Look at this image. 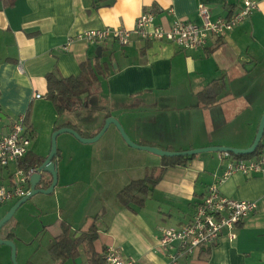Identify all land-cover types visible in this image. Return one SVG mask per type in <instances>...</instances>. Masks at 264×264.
<instances>
[{"label":"crops","instance_id":"crops-1","mask_svg":"<svg viewBox=\"0 0 264 264\" xmlns=\"http://www.w3.org/2000/svg\"><path fill=\"white\" fill-rule=\"evenodd\" d=\"M254 1L257 9L250 18L224 37L211 38L199 50H182L167 40L133 37L128 46L122 47L113 40L89 43L79 37L106 28L133 31L138 18L147 11L153 12L155 23L167 30L178 19L199 25L201 5L209 7L212 20H216L236 12L241 6L239 0L0 2V135L8 134L19 117L28 116L36 140V114H57L46 98V76H78L83 63L100 59L110 68L109 76L100 78L96 85L103 105L117 108L119 113L133 111L120 118L109 112L105 119L117 118L135 144L172 152L210 146L251 147L264 115V106L255 101L257 82L264 78V0ZM203 92L215 98V103L205 106L200 97ZM216 107H222V120L214 114ZM184 122L189 126L182 128ZM104 124L90 134L69 122L53 130L74 127L84 138H93ZM199 125L205 127L209 137L197 134ZM112 127L92 146L75 137L63 140L70 144L71 151L67 169L59 170L58 185L68 193L79 186L83 192L74 200L73 194H68L59 206L60 219L45 226V231L53 234L62 221L78 233L95 224L99 229L95 250L99 254L112 246L136 264H169V249L160 246L163 230L190 222L196 204L224 174L227 162L220 159V154L217 159L197 155L187 166L169 167L144 207H125L118 200L119 192L164 164L157 156H135L134 151L140 150L128 146ZM164 130L168 133L163 134ZM226 131L229 133L222 135ZM35 140L30 153L39 156L44 142ZM59 151L58 166L67 156L65 149ZM133 157H144L139 167L133 165ZM75 164L79 165L77 171ZM15 169L12 166L7 173ZM220 190L229 199L256 202L257 211L236 228L235 240L225 232L213 247L182 258L179 264H264V178L236 173L220 185ZM112 196L115 204L110 206L108 197ZM13 235L11 232L6 240ZM30 258L24 264H36ZM64 264L88 263L81 252L77 260Z\"/></svg>","mask_w":264,"mask_h":264},{"label":"built area","instance_id":"built-area-1","mask_svg":"<svg viewBox=\"0 0 264 264\" xmlns=\"http://www.w3.org/2000/svg\"><path fill=\"white\" fill-rule=\"evenodd\" d=\"M239 2L241 6L236 12L216 20H212L211 9L201 5L199 14L202 23L199 25L178 19L167 30L155 23L153 12L147 11L138 18L133 31L106 28L87 32L79 38L89 43L113 40L123 47L128 46L133 37L139 40H167L182 50H199L205 48L211 38H221L232 32L257 9L254 0ZM24 121L25 116L19 117L8 134L0 135V206L29 195L30 179L38 174V165L28 169L20 167L30 154L33 141V133L27 129ZM220 159L227 162L225 172L207 188L205 196L196 204L190 222L163 230L160 246L169 249V264H179L182 258L192 257L203 249L213 247L225 232L235 240L236 228L257 211L254 201L225 197L220 185L236 173L264 178V155L253 159H236L232 153L225 152L220 154ZM12 166H16V169L7 173ZM104 260L105 264H136L134 260L125 258L118 247L112 246L106 248Z\"/></svg>","mask_w":264,"mask_h":264},{"label":"rangeland","instance_id":"rangeland-1","mask_svg":"<svg viewBox=\"0 0 264 264\" xmlns=\"http://www.w3.org/2000/svg\"><path fill=\"white\" fill-rule=\"evenodd\" d=\"M115 46L117 47V45ZM257 85H258V88L256 89V91H258V94L256 96L255 101L258 102V105L260 102V104L264 106V78H262L261 81L257 82ZM97 88H98L97 86L93 87V96L91 97V100H90L91 108L87 112L82 111L78 113L76 112L69 113V114H65L62 117H58V115L55 114L54 111H52V113L48 111H44L40 115L39 113L36 114V120H35V128L37 131L36 140L38 139L44 142L43 144L44 147L39 153V156L41 158H47L51 152L52 138L55 132L53 130L54 127L58 128L59 126L64 125L69 122V123H72L75 127H77V129H79L83 133L90 134L91 131H93L95 128L99 127V125H101L103 122L106 121L105 115L109 112L117 116L118 118H120V116L122 115L129 116L133 114V111L119 113L117 112V108H109V109L105 108L107 104L103 105V102L101 101V97L96 92ZM214 110H215L214 114L219 116V120H222L224 118V116H222V107H219V108L216 107V109ZM135 114H136L135 115L136 117L140 118V113L136 112ZM139 118H136V119H139ZM121 125L123 126V124ZM112 126H113L112 130L116 129L119 132L117 127H115L114 125ZM187 126H189V123L187 122H184L182 124V128H185ZM123 128L126 134L132 140L131 135L127 133V130L125 129L124 126ZM141 130L142 129H139V131ZM164 133H168V130H164L163 134ZM217 133L218 132H215L213 133V135H216ZM221 133H223L222 135H224L226 133H229V131L221 132ZM119 134L121 138L123 139L120 132ZM197 134L199 135L204 134L206 135V137H209L210 135L205 131V127L203 125H199L197 127ZM65 138L71 139V138H74V136L69 133H64V134H61L57 138L58 150L63 148L65 149V151H67L65 162H63V164L59 163V166H58L59 170L61 171H65L67 169V165L70 159L68 153H70L71 151L70 144L66 142L63 143V140ZM34 140L35 138L33 139V141ZM227 141H230V140L228 139ZM88 145L92 146L91 144H88ZM135 152H138V153H135ZM140 152L134 151L133 154H135V156H137L138 154H142V156H150V157L153 156L151 158H156L154 156H157L153 153L146 152V151H140ZM85 154L86 153L84 154L77 153L76 156L85 155ZM148 154H151V155H148ZM199 155L212 156L216 159L219 156L217 152L202 153ZM157 157L159 158V156ZM143 159L144 157L143 158L133 157V165L135 167H139ZM74 167H75V171H77L79 168V165L75 164ZM143 173H145V171H143ZM44 176L46 177V179L50 178L49 175H44ZM138 177H141V176H135V178H138ZM82 192H83V189L79 186V188L71 189L69 193L73 194L71 196L72 197L71 199L74 200L78 197L80 198V194ZM69 193L68 191L62 190L61 184L59 185L57 184V187L55 188L52 194H49V195L38 194L32 197L31 199H29L26 203H24L16 211V213L13 215L11 220L3 226V228L0 231L1 240H6L7 236L11 232L14 234L13 239H14V243L17 246L18 264H24V261L25 260L27 261V259L30 257L32 258V261L36 264H54L53 261H51L49 257V251H48V248L52 243L53 234L50 231L46 232L45 226L56 223L60 219V212H59L60 207L59 206H62L66 202V199L69 198L68 196ZM113 201H114L113 196L108 197V203L110 206H113L115 204L113 203ZM18 202L19 201H16V200L10 201L6 203L5 205L0 206V222L5 218V216L11 211V209ZM117 202L118 201H116V203ZM4 212L6 213L4 216H2ZM4 252H6V254ZM0 264H13L12 249L11 247L4 245V244H0Z\"/></svg>","mask_w":264,"mask_h":264},{"label":"trees","instance_id":"trees-1","mask_svg":"<svg viewBox=\"0 0 264 264\" xmlns=\"http://www.w3.org/2000/svg\"><path fill=\"white\" fill-rule=\"evenodd\" d=\"M0 2H5V0H0ZM109 69V64H107V62H101L100 59H96L95 62L89 60L83 63L81 65V73L78 76L59 78L55 74H48L46 76L48 89L46 98L51 101L59 116L89 109L90 99L93 95V87L98 84L100 78H107L109 76ZM200 97L201 100L205 102V106L215 103V98L210 97L205 92L201 93ZM107 118L109 117H106V119ZM24 122L27 129L32 132L28 122V116L25 117ZM72 128L75 129L74 127ZM75 130L84 136L80 131L77 129ZM262 155H264V139L260 143L258 150L252 155L241 156L232 154L236 159H253ZM59 157L60 151L58 150L57 159ZM193 157L162 158L164 165L160 170H154L144 179L130 182L119 192L118 200L120 204L125 207L131 205L144 207L153 189L163 178L167 169L174 166H187ZM45 160L46 158H41L40 156L30 153L20 167L28 169L35 165L40 166ZM51 183L52 178L50 177L43 182L41 187L46 189ZM98 238L99 229L95 224H93L88 231L78 233L73 232L70 224L66 221L59 222L56 232L53 233L52 243L48 248L50 258L53 262H61L64 264L69 260H77L81 256V252H83L88 264H105V251L99 254L95 250V243ZM29 264L32 263L29 262Z\"/></svg>","mask_w":264,"mask_h":264},{"label":"water","instance_id":"water-1","mask_svg":"<svg viewBox=\"0 0 264 264\" xmlns=\"http://www.w3.org/2000/svg\"><path fill=\"white\" fill-rule=\"evenodd\" d=\"M98 54L101 57V49L98 51ZM111 125H114L115 127H117L124 141L131 148H134L140 151L150 152L161 158L193 157V156H197L202 153H209V152H217L218 154L226 152V153H232L235 155L249 156V155L254 154L258 150L260 143L264 139V115L261 119L255 140L253 144L251 145V147L247 149H235V148H229V147H224V146H212L206 149L201 148V149H194V150L183 151V152H172V151H167V150H164L158 147L137 145L126 134L123 126L121 125V122L117 118H114V117L107 118L102 130L93 138H84L79 132H77L76 130L72 128L59 129L55 131L53 134L52 147H51V152L49 156L46 158L44 163L39 166L38 174L32 176V178L30 179V185H31L30 194L22 198L21 200H19V202L11 209V211L0 222V231L3 228V226L11 220V218L16 213V211L24 203H26L29 199H31L32 197L38 194L49 195L54 192L55 188L57 187L58 181H59V168H58V162H57V155H58L57 138L61 134L69 133L83 144H93V143L98 142L103 137V135L108 131ZM44 175H49L52 178L51 185L46 189L41 187L43 185V182L46 180V177ZM0 244H4V245L11 247L13 264H18L17 246L14 243V241L13 240H1L0 238Z\"/></svg>","mask_w":264,"mask_h":264}]
</instances>
